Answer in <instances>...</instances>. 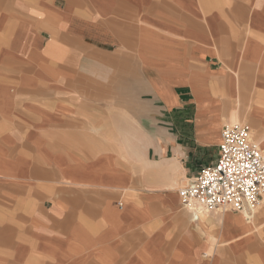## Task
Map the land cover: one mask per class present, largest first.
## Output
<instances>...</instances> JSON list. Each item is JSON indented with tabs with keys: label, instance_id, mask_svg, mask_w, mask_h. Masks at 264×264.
Masks as SVG:
<instances>
[{
	"label": "crops",
	"instance_id": "crops-1",
	"mask_svg": "<svg viewBox=\"0 0 264 264\" xmlns=\"http://www.w3.org/2000/svg\"><path fill=\"white\" fill-rule=\"evenodd\" d=\"M234 124L264 140V0H0V264H264V198L178 195Z\"/></svg>",
	"mask_w": 264,
	"mask_h": 264
},
{
	"label": "built area",
	"instance_id": "built-area-1",
	"mask_svg": "<svg viewBox=\"0 0 264 264\" xmlns=\"http://www.w3.org/2000/svg\"><path fill=\"white\" fill-rule=\"evenodd\" d=\"M178 195L193 216L198 211L246 213L259 207L264 198V153L250 139L249 127L224 126L215 163L201 168Z\"/></svg>",
	"mask_w": 264,
	"mask_h": 264
},
{
	"label": "bare ground",
	"instance_id": "bare-ground-1",
	"mask_svg": "<svg viewBox=\"0 0 264 264\" xmlns=\"http://www.w3.org/2000/svg\"><path fill=\"white\" fill-rule=\"evenodd\" d=\"M231 103V102H230ZM249 136H250V139L256 144V143H260V145L261 144H263L262 142H260V140L258 139V138H256V136H257V134L254 132V131H251V129L249 128ZM264 145V144H263ZM258 148H259V150H261L263 153H264V151L258 146V145H256ZM264 147V146H263ZM264 149V148H263ZM263 202V201H262ZM259 210V209H258ZM257 210V211H258ZM253 213V212H252ZM249 217H250V215H249ZM248 218V217H247ZM251 218V217H250ZM248 220H250V219H248Z\"/></svg>",
	"mask_w": 264,
	"mask_h": 264
},
{
	"label": "rangeland",
	"instance_id": "rangeland-1",
	"mask_svg": "<svg viewBox=\"0 0 264 264\" xmlns=\"http://www.w3.org/2000/svg\"><path fill=\"white\" fill-rule=\"evenodd\" d=\"M256 138H258L260 140V142H262L264 144V140H263V138L260 137L259 133L257 134ZM263 144L260 145V143H256V145H258L264 151V149H263L264 145Z\"/></svg>",
	"mask_w": 264,
	"mask_h": 264
}]
</instances>
